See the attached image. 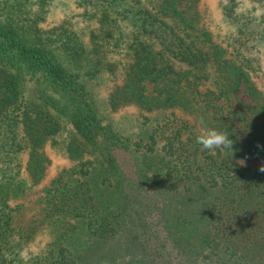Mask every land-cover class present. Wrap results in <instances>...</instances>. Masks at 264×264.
Here are the masks:
<instances>
[{
  "label": "trees",
  "instance_id": "trees-1",
  "mask_svg": "<svg viewBox=\"0 0 264 264\" xmlns=\"http://www.w3.org/2000/svg\"><path fill=\"white\" fill-rule=\"evenodd\" d=\"M73 1L113 45L124 47L122 82L111 104L170 108L175 129L133 139L100 123L84 83L50 48L70 47L75 38L65 27L35 36L52 0H0V264H264V92L252 79L253 59L240 45L214 41L193 0ZM235 2L222 5L229 20L237 16ZM80 53L70 54L75 66ZM209 64L217 76L214 88L203 89ZM240 86L251 106L222 111L214 103ZM180 113L226 132L232 152L202 150L195 140L200 129ZM233 118L253 131L248 141L235 135ZM66 122L63 146L73 163L48 180L38 199L39 220L52 238L44 249L21 254L34 225L14 223L17 203L10 200L42 178L43 145L55 143ZM112 147L127 153V170Z\"/></svg>",
  "mask_w": 264,
  "mask_h": 264
},
{
  "label": "rangeland",
  "instance_id": "rangeland-1",
  "mask_svg": "<svg viewBox=\"0 0 264 264\" xmlns=\"http://www.w3.org/2000/svg\"><path fill=\"white\" fill-rule=\"evenodd\" d=\"M142 1L150 4L148 0ZM227 2L228 0H193L195 10L199 13V22L208 29L214 41L228 48H231V44L240 45L245 49V53L253 59L251 76L257 87L264 92V11H262L264 10L262 5L264 0H236L233 8L237 16L232 20L225 18L222 13V5ZM7 13H9L8 9ZM119 24L126 33H132L128 23L120 21ZM38 27L40 30L36 32L35 36H38L40 31L50 29L49 34H52L53 29H64L63 27H65L66 32L75 38L70 46L73 47V50L68 44L64 47L55 44L50 48L54 54V59L61 66L68 68L73 75L76 73V79L84 83L86 99L90 102L93 113L99 118L100 123L108 124L110 129L133 139L144 136L148 130L175 129L174 120L168 122L172 118L170 108L141 111L133 103L120 104V102H116V98H114L116 106L111 104L110 94L115 86L122 82V64L126 61L123 55L124 47L113 45L112 39H108L105 34L101 33V30H98V21L83 14V7L75 4L73 0H52L47 8L45 18L38 22ZM23 28H28L26 31L28 34L32 33L29 24ZM113 29L116 30L117 28ZM142 37L148 40L147 37ZM154 47L156 48L157 45ZM74 50L81 51V56L77 62L79 66L73 65L70 58V54H73ZM94 63L98 67L97 70H93L92 65ZM172 64L176 68L182 67V63L177 60H172ZM86 69H89L90 72L86 73ZM208 69L210 80H208L209 82L207 80L201 82L200 88H214L213 76L215 72L213 65L209 64ZM25 76L28 78V74ZM25 84L30 90L33 83L31 79H27ZM149 85V82L145 83L147 90ZM146 89L145 91H147ZM241 102L248 106L253 104L242 86L237 88L235 94L223 95L214 99V103L220 105L222 111L229 108L236 110ZM175 110L177 113L180 111ZM179 116L186 118L189 123H194L189 114L180 113ZM243 122L239 118L228 121L238 139L248 141L253 131L247 129ZM194 125L195 129L201 128L195 123ZM64 126L66 127L59 129L53 135L56 139L55 143L46 142L43 145L48 160L47 163H44L42 178L26 186L22 193L10 200L11 204L17 203L14 214H12L14 223L25 225L30 222L34 225L31 237L21 243V254L44 249L52 238L48 225L39 220L38 199L48 180L62 167L73 163L63 146L70 123L66 122ZM112 153L122 168L127 170L130 167L126 152L120 148L112 147ZM18 158L21 162L23 175H27L24 169L27 153L25 151L19 152ZM260 161L256 160L255 162Z\"/></svg>",
  "mask_w": 264,
  "mask_h": 264
},
{
  "label": "clouds",
  "instance_id": "clouds-1",
  "mask_svg": "<svg viewBox=\"0 0 264 264\" xmlns=\"http://www.w3.org/2000/svg\"><path fill=\"white\" fill-rule=\"evenodd\" d=\"M199 123L201 128L199 133L195 136V140L196 143L201 146L202 150L214 151L216 149H221L226 152H232L233 140L230 139L226 132L207 128L204 126L203 119H201ZM260 170L264 171V167Z\"/></svg>",
  "mask_w": 264,
  "mask_h": 264
}]
</instances>
